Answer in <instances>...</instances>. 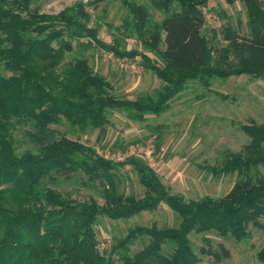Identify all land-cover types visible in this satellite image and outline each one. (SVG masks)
Instances as JSON below:
<instances>
[{"label":"trees","instance_id":"obj_1","mask_svg":"<svg viewBox=\"0 0 264 264\" xmlns=\"http://www.w3.org/2000/svg\"><path fill=\"white\" fill-rule=\"evenodd\" d=\"M38 1L0 0V264H200L189 234L246 240L250 226L264 218V122L241 125L249 142L207 169L217 178L236 176L229 192L189 201L170 194L142 158L131 155L114 163L51 126L65 122L80 132L98 130L100 137L108 111H124L130 120L143 122L146 115L165 112L188 83L209 89L213 78L264 80L262 3L223 0L246 6L248 31L224 29L226 45L220 50L201 34L202 9L211 0H153L164 16L152 26L144 6L127 5L143 49L155 55L151 59L136 50L120 51L118 43L102 44L97 28L88 26L91 16L84 3L52 15L31 7ZM74 42L80 49L95 45L116 56H139L144 71L163 83L161 90L133 100L113 95L110 83L86 58L64 63ZM21 126L29 127L26 137L37 152L16 155L13 130ZM126 166L143 189L141 197L118 191V171ZM79 174L100 183L101 205L64 196L47 184ZM162 205L179 220L177 227L136 226L123 239H112L108 254L99 251L94 231L99 216L124 220ZM143 236L147 244L129 256L130 244ZM257 258L264 263V247Z\"/></svg>","mask_w":264,"mask_h":264},{"label":"rangeland","instance_id":"obj_2","mask_svg":"<svg viewBox=\"0 0 264 264\" xmlns=\"http://www.w3.org/2000/svg\"><path fill=\"white\" fill-rule=\"evenodd\" d=\"M152 1L41 0L31 7H37L41 13L55 15L82 2L91 16L88 26L97 28V36L102 44L118 43L120 51L136 50L155 59L154 54L143 49L140 37H137L132 28L133 17L127 6H144L152 26L164 16L163 12L153 8ZM259 1L264 9V0ZM202 11L206 21L201 34L217 50L226 45L222 39L224 29L237 30L242 34L248 31L246 6L240 2L227 4L223 0H211ZM81 42L86 43L85 40ZM73 45V51L65 54L64 63L74 58H86L92 70L104 76L110 83L111 93L115 96L131 100L144 95L155 96L163 86L151 72L143 70L139 74H131L120 71L105 56L106 52L112 51L98 49L95 45L88 49H80L75 42ZM145 117L143 122H135L124 111H108L109 123L100 137L98 130L80 132L65 122L52 125L51 128L57 130L59 136L93 147L98 155L114 163L131 155L142 158L155 171L169 193L182 197L184 201L197 200L204 196L219 198L229 192L236 176L217 178L207 169L219 164L227 152H237L249 142L248 137L239 129L241 125L251 120L256 123L264 122V80L246 75L225 80L213 78L209 89L191 82L170 102L165 112ZM28 129V126H21L13 130L16 155L26 151L37 152L36 147L26 137ZM118 177L120 193L138 197L143 195V189L129 167L120 168ZM47 184L60 194L77 201L91 198L99 205L103 203L100 183H91L83 175L79 174L70 179L61 178ZM178 223L175 215L162 205L155 211H144L124 220H110L99 216L94 231L99 251L108 254L111 240L123 239L129 229L136 226H155L161 229L177 227ZM188 239L193 252L200 259V264H264L257 258L258 252L264 247V218L259 220L258 225L250 226L249 237L240 242L222 238L213 232L191 233ZM147 242L146 236L135 240L129 246L128 255L132 256L140 251ZM201 249L209 251L210 254L202 253ZM212 253L220 258L218 262ZM116 263L121 264L119 261Z\"/></svg>","mask_w":264,"mask_h":264},{"label":"built area","instance_id":"obj_3","mask_svg":"<svg viewBox=\"0 0 264 264\" xmlns=\"http://www.w3.org/2000/svg\"><path fill=\"white\" fill-rule=\"evenodd\" d=\"M105 56L114 62L116 67L120 71L128 72L131 74H139L143 72V66L139 57L129 58H120L117 57L113 52H106Z\"/></svg>","mask_w":264,"mask_h":264}]
</instances>
